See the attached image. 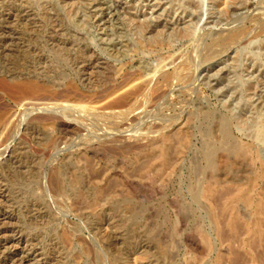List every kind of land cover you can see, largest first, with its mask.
Listing matches in <instances>:
<instances>
[{
    "label": "rangeland",
    "instance_id": "obj_1",
    "mask_svg": "<svg viewBox=\"0 0 264 264\" xmlns=\"http://www.w3.org/2000/svg\"><path fill=\"white\" fill-rule=\"evenodd\" d=\"M0 78V264H251L264 0H0Z\"/></svg>",
    "mask_w": 264,
    "mask_h": 264
},
{
    "label": "bare ground",
    "instance_id": "obj_2",
    "mask_svg": "<svg viewBox=\"0 0 264 264\" xmlns=\"http://www.w3.org/2000/svg\"><path fill=\"white\" fill-rule=\"evenodd\" d=\"M12 16L10 17V15H9V18H12ZM20 19H22L26 23H29L30 20H31L28 15H22V16H20ZM0 89H2L5 92L6 91H11V90L14 91L15 90L16 94L18 95V97H22V96H25L27 94H31L32 92H35V91L40 90V89L46 91V89H44L43 87H41V85L39 86L38 84H36L34 82L24 81V80H20V79H17V80L16 79H13L12 81H10V80H6V79H2V78H0ZM133 93H134V91H130V92L123 93L120 96V98H119L120 103L126 102V100H128V98L131 97ZM2 120L3 119L0 117V124L2 123ZM259 158L261 160V168H260L259 178L264 179V156L261 155V156H259ZM208 194L210 196H213L214 195L213 190H209L208 191ZM244 197H245V200L248 203L249 207L253 208V210L257 213V215L264 216V202H262V201H256L251 196L248 197V196L245 195ZM223 207L225 209L233 208V202H232V200H227ZM263 220H264L263 217H261V218H257L252 223H249V231L251 232V234H253L252 235V239H254L253 242H251V243H254V246H256V248H255L251 244V249L253 250V248H254L255 249L254 251H256V250L258 251V252L257 251L255 252V254H257L256 255L257 258L256 257H253V259H251V262H249L251 264H264V221ZM233 223H235V222H233ZM257 246L261 250H259ZM259 251H260L261 254H258ZM252 253H254V252L252 251ZM251 256L249 258H251Z\"/></svg>",
    "mask_w": 264,
    "mask_h": 264
}]
</instances>
